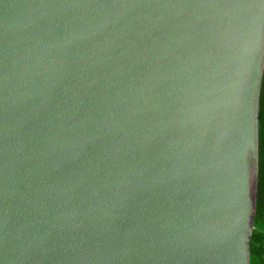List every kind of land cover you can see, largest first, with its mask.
I'll list each match as a JSON object with an SVG mask.
<instances>
[{
    "label": "water",
    "instance_id": "95a60500",
    "mask_svg": "<svg viewBox=\"0 0 264 264\" xmlns=\"http://www.w3.org/2000/svg\"><path fill=\"white\" fill-rule=\"evenodd\" d=\"M264 0H0V264H251Z\"/></svg>",
    "mask_w": 264,
    "mask_h": 264
},
{
    "label": "trees",
    "instance_id": "16d2710c",
    "mask_svg": "<svg viewBox=\"0 0 264 264\" xmlns=\"http://www.w3.org/2000/svg\"><path fill=\"white\" fill-rule=\"evenodd\" d=\"M251 264H264V80L260 110V175Z\"/></svg>",
    "mask_w": 264,
    "mask_h": 264
}]
</instances>
